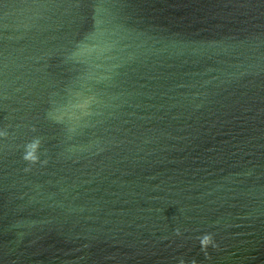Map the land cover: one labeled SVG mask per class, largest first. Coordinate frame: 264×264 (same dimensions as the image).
<instances>
[{"label": "water", "instance_id": "obj_1", "mask_svg": "<svg viewBox=\"0 0 264 264\" xmlns=\"http://www.w3.org/2000/svg\"><path fill=\"white\" fill-rule=\"evenodd\" d=\"M0 133V264H264V0H0Z\"/></svg>", "mask_w": 264, "mask_h": 264}, {"label": "clouds", "instance_id": "obj_2", "mask_svg": "<svg viewBox=\"0 0 264 264\" xmlns=\"http://www.w3.org/2000/svg\"><path fill=\"white\" fill-rule=\"evenodd\" d=\"M3 133H0V136H3ZM41 141L38 137L33 138L30 142H28L25 145V151L23 154V160L30 163L35 164L39 161V157L37 155L38 149L40 148ZM28 169H25L27 171ZM177 235H179V232H177ZM199 243L202 250L207 249L209 245L212 247H216V244L213 241V237L211 234H204L201 237H199ZM180 264H183V261L180 262Z\"/></svg>", "mask_w": 264, "mask_h": 264}]
</instances>
